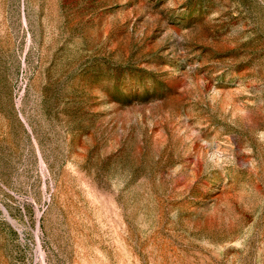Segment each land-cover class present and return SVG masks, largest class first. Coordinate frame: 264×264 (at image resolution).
I'll use <instances>...</instances> for the list:
<instances>
[{
    "label": "rangeland",
    "instance_id": "374dc122",
    "mask_svg": "<svg viewBox=\"0 0 264 264\" xmlns=\"http://www.w3.org/2000/svg\"><path fill=\"white\" fill-rule=\"evenodd\" d=\"M0 264H264V0H0Z\"/></svg>",
    "mask_w": 264,
    "mask_h": 264
}]
</instances>
